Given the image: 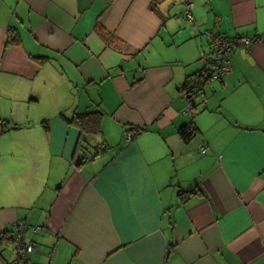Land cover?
I'll return each mask as SVG.
<instances>
[{
  "label": "crops",
  "instance_id": "0c3cea01",
  "mask_svg": "<svg viewBox=\"0 0 264 264\" xmlns=\"http://www.w3.org/2000/svg\"><path fill=\"white\" fill-rule=\"evenodd\" d=\"M171 8L184 23L165 27ZM210 31L253 42L192 118L180 88L213 71ZM53 83L70 98L36 124V86ZM95 109L81 136L69 120ZM0 125V234L39 227L24 264H264V0H0Z\"/></svg>",
  "mask_w": 264,
  "mask_h": 264
},
{
  "label": "rangeland",
  "instance_id": "374dc122",
  "mask_svg": "<svg viewBox=\"0 0 264 264\" xmlns=\"http://www.w3.org/2000/svg\"><path fill=\"white\" fill-rule=\"evenodd\" d=\"M170 14H169V16H163L164 17V24H165V27H168V25L169 24H172V25H178V24H180V23H184L183 21V19L182 18H180V17H178V19L177 20H175V17L177 16H174L173 15V12L174 11H177L176 9H174V8H171L170 9ZM183 11V10H182ZM182 11H181V15H182ZM192 14V13H191ZM183 17V16H182ZM184 18V17H183ZM185 19V18H184ZM186 20V19H185ZM163 38H164V40L166 41V42H170V43H173V46L175 47V48H180V47H184V52H182L178 57H180L181 55H184L185 56V58H186V60H190V57H191V54H192V49L190 48V47H188V46H186V43H181V44H178L177 42V38H175L174 40H172V38L168 35V34H166L165 33V31H164V35H163ZM207 43V42H206ZM240 51H242L241 50V48L239 49ZM201 65V63H199V62H197L196 63V67H199ZM42 72L43 73H45V71L42 69ZM40 76L41 75H38L37 77V80L36 81H39V78H40ZM54 82H55V79H54ZM204 85V84H203ZM36 89H39L38 91H37V97L39 98V106L38 107H31V109H30V116H34V113L33 112H35V116H37V117H35L36 119V124H39L40 125V123H41V121L42 120H47V121H51L55 116H58V112L57 113H55L54 111H52V110H46L44 113H43V115H40V110H41V108L44 106V105H48V104H50V103H53V105L54 106H63V105H65L66 104V102L69 100V98H70V96H69V98H68V100H65L63 97H62V95H63V87L62 86H60L59 85V83L58 84H55V83H53V86H50L49 84H47V86H45V88L43 87H38V85L36 86ZM202 90H203V92L204 93H209V95L211 94V92H207V88H206V86L205 87H203L202 86ZM236 93H237V91H236ZM195 99H200V97H197V98H195ZM202 103V102H201ZM33 105H35V104H33ZM211 108H213V112L215 111V104L214 103H210V105H209ZM102 109H103V107H102ZM104 109L102 110V116H103V114H104ZM205 116L204 117H206V124L207 123H209L210 122V120H211V117L210 116H208V115H206V114H204ZM246 116H247V114H246ZM228 118L230 119V120H232V121H234V124L236 125L237 123H239V124H241L240 122H242V117H241V112H238V113H233V114H230V116H228ZM245 118V117H244ZM103 122V119L101 120V123ZM90 134H92V133H90ZM90 136H92V135H90ZM199 136H200V134H199ZM21 141V140H20ZM182 142H184V141H182ZM184 143H187V142H184ZM166 154H168V152L166 151L165 152ZM17 227H19V224L18 225H16ZM24 226V225H23ZM25 227V229H27L28 231H29V233H34V232H36L38 229H39V227L37 226V227H34V230H30L28 227H26V226H24Z\"/></svg>",
  "mask_w": 264,
  "mask_h": 264
},
{
  "label": "built area",
  "instance_id": "2783aa9c",
  "mask_svg": "<svg viewBox=\"0 0 264 264\" xmlns=\"http://www.w3.org/2000/svg\"><path fill=\"white\" fill-rule=\"evenodd\" d=\"M183 16L187 19V20H191L192 19V15L190 13V11L187 9L183 12ZM206 40L209 41V45L212 51H214V53H217V56L215 57L214 60V65H215V69L209 74L210 78H215L217 75L227 71L229 69V60L227 59V55L232 52L235 51L234 49H244L247 50L249 49L251 43L253 42L252 38L246 37V36H236V37H232V38H225V37H221V36H217V35H213L212 33L208 32L206 33ZM203 74V72H202ZM183 96L185 97V94H183ZM187 100V106L190 105V99H186ZM189 113V111H188ZM1 125H0V132H1ZM134 133L133 132H128L126 134V139L127 140H131L133 137ZM203 152V150H202ZM17 229L19 231H21L22 233L24 231H26L25 227L23 226V224H20L19 227H17ZM18 233V235H15V243L17 248H20L22 250V254L25 258V256L27 255V253H32L34 251H36V248L33 244H27L25 243L24 239H23V234L22 233ZM21 234V235H19Z\"/></svg>",
  "mask_w": 264,
  "mask_h": 264
},
{
  "label": "trees",
  "instance_id": "16d2710c",
  "mask_svg": "<svg viewBox=\"0 0 264 264\" xmlns=\"http://www.w3.org/2000/svg\"><path fill=\"white\" fill-rule=\"evenodd\" d=\"M210 33H212V32L210 31ZM204 35L206 36V33ZM225 38H227V37H225ZM110 46H112V45H110ZM234 53H235V51H234ZM231 54H233V53H229L228 54V56H227V59L228 60H229V56ZM232 70L231 71H228L227 73L226 72H223V73L217 75L215 78H212V81L211 82H215V81L220 80V77L222 75L230 74V73L233 72ZM188 83H189V80H187L186 82H184V84L182 86H184V89L188 90L191 93V90L187 87L188 86ZM196 94H199V91H197L195 93L193 92V96L196 95ZM100 116H101V111L95 109V111H93V112L92 111H89V112H86L85 111V112H83L81 114H75L72 117V119L69 120V122L70 123H74V124H76V125L79 126L80 133H81L80 135L82 136L83 134H90V133L96 132V131H94V129H96L98 127V125H99ZM245 130L250 131V130H254V129H246L245 128ZM135 131L138 132V130H135ZM139 131L140 132L145 131V128L140 129ZM179 133H180V136H181L182 141L188 142L193 137V135L196 134V128L195 129L192 128V131H190V132L187 131V128H182L179 131ZM204 146H205L204 148L206 149V147H207L206 144ZM205 149H204V152H205ZM187 194H190L191 195V194H193V191L190 192V190H189L188 192H185L183 190H180L178 192L179 199L181 200L180 203H182L183 201H186L187 199H189L187 197ZM20 232L21 231H19L17 229V227H16V235H18V233H20ZM27 232H29L27 229L23 233L21 232L23 234V239H25ZM7 233H9V232L8 231H5L4 233L0 234V238H4L5 240L12 241V238L14 237V235H13L14 232L11 235H9V236L7 235ZM19 235H21V234H19ZM26 257H27V255L25 256V258ZM25 258H24V263H25Z\"/></svg>",
  "mask_w": 264,
  "mask_h": 264
},
{
  "label": "water",
  "instance_id": "95a60500",
  "mask_svg": "<svg viewBox=\"0 0 264 264\" xmlns=\"http://www.w3.org/2000/svg\"><path fill=\"white\" fill-rule=\"evenodd\" d=\"M208 47L210 48L209 44H208ZM204 68L200 69L198 72H196L195 76L191 77V80L187 86L191 90V93L188 90L184 89V86H181V89H182L183 93L185 94V97H183V98L184 99H190V102L192 101L189 106H186L187 108L185 110V111H189L191 113L192 118L194 117L193 108L195 107L193 102H194L195 98L204 95V92L202 90V86H203V84H205L207 82V79H210V76H209L210 73H208L206 70H204ZM202 72H203V74H202ZM197 91H199V94H196L193 96V92L195 93ZM200 99H202V98H200Z\"/></svg>",
  "mask_w": 264,
  "mask_h": 264
},
{
  "label": "bare ground",
  "instance_id": "6f19581e",
  "mask_svg": "<svg viewBox=\"0 0 264 264\" xmlns=\"http://www.w3.org/2000/svg\"><path fill=\"white\" fill-rule=\"evenodd\" d=\"M133 137H134V135H133ZM28 228L30 230H34V227L33 226L28 227ZM15 235H16V233L14 234V237L12 238V241H11V243L13 244L12 248H13L15 254H16V260H15V263L14 264H24V256L22 254V250L20 248H17V246H16V243H15Z\"/></svg>",
  "mask_w": 264,
  "mask_h": 264
},
{
  "label": "clouds",
  "instance_id": "9594fccd",
  "mask_svg": "<svg viewBox=\"0 0 264 264\" xmlns=\"http://www.w3.org/2000/svg\"><path fill=\"white\" fill-rule=\"evenodd\" d=\"M192 15V14H191ZM182 16H183V14H182ZM184 17V16H183ZM193 17V16H192ZM185 18V17H184ZM186 19V18H185ZM187 20V19H186ZM236 37V36H235ZM242 50V49H241ZM215 60V59H214ZM183 91H182V89L180 88V95H181V97L183 98L184 96H183ZM184 99V98H183ZM186 102H187V100L186 99H184ZM192 102V101H191ZM191 102H189V103H191ZM190 113V112H189ZM193 120V119H192ZM192 128H194L193 127V121H191V123H189L188 124V127H187V131H192ZM203 153V152H202Z\"/></svg>",
  "mask_w": 264,
  "mask_h": 264
},
{
  "label": "flooded vegetation",
  "instance_id": "af4514ba",
  "mask_svg": "<svg viewBox=\"0 0 264 264\" xmlns=\"http://www.w3.org/2000/svg\"><path fill=\"white\" fill-rule=\"evenodd\" d=\"M234 50H235V52H237V51H240L238 48H237V49H234ZM230 53H234V51H232V52H230ZM214 55H215V57H216V56H217V53L215 52V54H214ZM227 56H228V55H227ZM214 63H215V62H214ZM214 67H215V65H214V64H212V67H211V68H212V70H214V69H215Z\"/></svg>",
  "mask_w": 264,
  "mask_h": 264
}]
</instances>
